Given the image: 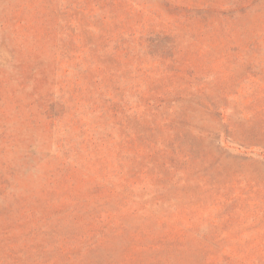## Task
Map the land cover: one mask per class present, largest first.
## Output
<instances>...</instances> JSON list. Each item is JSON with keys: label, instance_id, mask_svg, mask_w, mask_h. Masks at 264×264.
Wrapping results in <instances>:
<instances>
[{"label": "rangeland", "instance_id": "374dc122", "mask_svg": "<svg viewBox=\"0 0 264 264\" xmlns=\"http://www.w3.org/2000/svg\"><path fill=\"white\" fill-rule=\"evenodd\" d=\"M0 264H264V0H0Z\"/></svg>", "mask_w": 264, "mask_h": 264}]
</instances>
